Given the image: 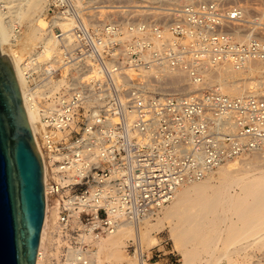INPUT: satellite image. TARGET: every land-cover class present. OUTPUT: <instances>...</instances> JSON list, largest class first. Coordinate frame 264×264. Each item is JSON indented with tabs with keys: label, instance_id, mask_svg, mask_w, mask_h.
Here are the masks:
<instances>
[{
	"label": "built area",
	"instance_id": "obj_1",
	"mask_svg": "<svg viewBox=\"0 0 264 264\" xmlns=\"http://www.w3.org/2000/svg\"><path fill=\"white\" fill-rule=\"evenodd\" d=\"M249 2H192L164 22L86 23L74 0L48 1L46 15L73 26L56 28L58 55L40 45L22 63L28 103L40 96L32 130L45 169V219L55 216L38 261L100 264L101 240L158 215L179 189L227 162L264 152V79L238 98L206 85L207 68L264 63V38L237 39ZM61 80L69 87L50 108L48 86ZM128 249L138 254L135 242Z\"/></svg>",
	"mask_w": 264,
	"mask_h": 264
},
{
	"label": "bare ground",
	"instance_id": "obj_2",
	"mask_svg": "<svg viewBox=\"0 0 264 264\" xmlns=\"http://www.w3.org/2000/svg\"><path fill=\"white\" fill-rule=\"evenodd\" d=\"M47 1L48 0H3L4 7L8 10L6 12L3 11V6L0 1V44L2 47L3 55H8L7 50L9 49V47L7 49L6 46H10L13 40L15 42L20 41V43L21 41H23V49L26 51L24 55H26L28 51H34L35 47H38L39 44L44 45L48 48V57H52L60 53L61 48L56 39L55 30L56 28L60 27L65 33L69 32L72 29L73 22L62 21L60 19L47 21L45 17L43 18V11L45 10ZM100 1L101 4L103 0ZM104 1L107 2L108 0ZM154 1L155 0H153V2ZM80 2L81 1H79L77 4H79ZM156 4L160 5L161 1L156 2ZM174 6L176 7L177 5ZM77 8H79V6H77ZM178 9L179 8H172L171 10H173L174 12L166 15L168 17L176 15L175 11H177ZM37 12L40 13L38 14ZM128 12L132 13V11ZM88 14H90V18L101 19V17L107 16L108 12L106 10H99L97 12L95 11V13L89 11ZM80 17L82 18L81 14ZM24 21L28 24L26 38H24V36H21L20 33L16 35L14 32L15 24H22V22L24 23ZM255 29L257 28L255 27ZM236 33L237 39L239 41H246L250 35H253L252 32L248 35H244L243 28L238 29ZM24 58L13 54L11 58L12 60H10L13 65L18 83L20 85L22 96L25 99L24 105L27 111L28 120L32 129L34 130V132H36L37 129H39L38 124L40 121V110L36 107V102H38L40 96L32 94V96L35 98V102L31 104L28 103V96L30 94L26 89L27 87L26 82L23 78L24 73L22 69ZM263 79L264 63L251 64L247 70L242 72L235 71L229 65H222L216 68L206 69V85H217L224 94L235 98L242 97L250 92H253V89L256 87V85L260 84ZM184 81L186 80L184 79ZM68 87L69 82H67L66 80H61L58 83L50 84L48 86V90L50 92L51 99L47 101V106L50 108L54 107L55 101L52 99V96L58 94V92L62 88H65V91L63 93H66ZM174 87H179V83L175 82ZM229 162H227V164ZM261 162L262 164L264 163V153L252 155V157L241 158L239 160L237 159V161L232 162L227 166L225 164L220 167V171L218 170L219 173L217 172L219 175L218 179H213L212 177L214 176H211L210 178L209 175L203 181L183 186L176 192L171 201V206L166 214L167 220L176 215L177 211L182 206H189L192 205L193 202H198L200 204V210H197V214L200 215V219L197 224L198 226L202 225L203 230H206L211 223L216 222L223 223V227L220 228L221 231L218 233H224L225 231L234 234L241 229H245L244 231L253 232L260 227H264V171L263 169H261L258 172L257 167H255L257 170L255 172L257 173L253 174L251 173V171H247V169H249L251 166H256V164H259ZM260 167L264 166H259V168ZM217 180L218 182L222 181V183L225 184L228 180H230L232 181V185L227 189L225 188V185L223 187L224 189L221 187L217 188L216 186H214V181L216 183ZM47 222L48 216L45 219V224L43 227L41 248L44 247ZM183 222H187V218ZM239 222L243 223L242 227L238 226ZM140 225L137 226L138 229L132 225H124L117 232L108 236V239L105 240L104 238V241L101 240L97 244L95 261L100 264L102 263L100 259V255L102 253L107 254L108 260L112 259V257L120 253V250L122 251V249L125 248L126 241L137 240L142 244L145 240H147V237L141 234ZM196 235L197 234H194V236L191 238L193 239L194 237H196ZM231 237L232 239H234L236 237V233L235 237H233L232 235L230 236V239ZM192 239L189 240L191 241ZM155 241L157 242L156 239ZM148 243H151L152 246L155 245L154 241H148ZM118 255L117 258L119 259V257L121 256L118 257ZM98 259H100V262L98 261ZM130 263L139 264V261L137 259H134L130 261ZM37 264H41V261L39 260Z\"/></svg>",
	"mask_w": 264,
	"mask_h": 264
},
{
	"label": "rangeland",
	"instance_id": "obj_3",
	"mask_svg": "<svg viewBox=\"0 0 264 264\" xmlns=\"http://www.w3.org/2000/svg\"><path fill=\"white\" fill-rule=\"evenodd\" d=\"M0 1L2 4L3 0ZM48 1L45 5V10L43 11L44 15L42 14V17H45L47 21H53L50 16L46 15V7L48 5ZM74 1H76V5L79 6L78 10L85 22L99 23L101 21L121 20L126 22L138 19L157 20L160 22L170 21V19H172V16H169V18L167 15L174 12L173 10H171L172 8H180L183 5L192 2L212 0H155V3L153 2V0H108V3L103 0L101 4L100 0ZM79 1L81 2L77 4ZM159 1H161V4H156V2ZM174 5L177 6L175 7ZM99 10H106L108 12V15L105 17H101V19L96 18L97 20L94 18H90V14H88L89 11L95 13V11L97 12ZM248 10V17L246 19L247 22L245 23V27L243 28L244 35H248L252 32L255 37L264 38V0H250ZM128 11H132V13ZM37 13L39 14L40 12ZM252 22H258V24H254ZM18 25L21 27L20 35L26 38L28 24L24 21V23L22 22V24L19 23ZM255 27L257 29H255ZM252 30L255 32H253ZM22 43L23 41H21L20 43V41L15 42L13 40L10 45L11 48L10 46L5 45L7 49L9 47V49L7 50V54L9 56H7L10 59L12 58L13 54L24 58L25 56H28V54L33 53L40 46L39 44L38 47H35L34 51L32 50L33 52L28 51L29 53L27 52V54L24 55L26 51L23 49L24 44ZM263 153L264 152L248 153L240 156L239 158L231 160V162H229L228 164L237 161V159L239 160L241 158L252 157V155ZM228 164L226 163V166ZM259 164H256V166H249L250 168L247 169V171H251V173L253 174L257 173L255 172L257 170L258 172L261 169H263L264 171V167L259 168V166H264V163L262 164L261 162ZM253 167H257V170ZM218 170H216L214 174L212 173V175H210V178L211 176H214L212 177L213 179H218V173L220 171ZM224 185L227 189L231 187L232 181L228 180L226 184L222 183V181L218 182L217 180L216 183L214 181V186H216L217 188H223ZM197 203L198 202H193L192 205H189L190 207L182 206L177 211L176 215L167 220L166 214L171 206L170 202V204L165 206L158 215L146 220V222L140 225V232L145 237H147V240H145L142 244L137 240L126 241L125 248L122 249V251H119V255L117 254L118 257L121 256L119 257V259L116 255L112 257V259L108 260L107 254L102 253L100 255L101 262H108L109 264H131L130 261L137 259L139 261V264H264V227H260L253 232H248L244 231L245 229H241L235 232L236 237L235 233L233 234L225 231L224 233H218L221 231L220 228L223 227L222 222L211 223L207 228L208 231L207 229L203 230V226H198L197 224L200 219V215L197 214V212L200 210V204ZM186 218L187 222H183L186 220ZM54 219V215H52L51 217L49 216L47 227L51 221H54ZM238 226L242 227L243 223L239 222ZM135 228L138 229V227ZM194 234L197 235L193 238V240L191 237H193ZM232 235L235 238L232 239L231 237V241L230 236ZM108 238L109 237H106L105 240ZM155 239L157 240V242L155 241ZM189 239L192 240L190 241ZM148 241H154V243H156L154 246H152L151 243H148ZM131 242H135L139 247L137 255H134V252L128 249V246L131 244ZM208 244L210 247L208 246ZM158 249L161 250L162 253L160 255L158 254L157 257H154L149 261L148 259L151 258L152 255H155ZM151 250H153L152 254ZM144 256L146 260L144 259ZM100 259H98L99 262ZM41 264L44 263L41 262Z\"/></svg>",
	"mask_w": 264,
	"mask_h": 264
},
{
	"label": "water",
	"instance_id": "obj_4",
	"mask_svg": "<svg viewBox=\"0 0 264 264\" xmlns=\"http://www.w3.org/2000/svg\"><path fill=\"white\" fill-rule=\"evenodd\" d=\"M46 205L43 159L0 44V264H37Z\"/></svg>",
	"mask_w": 264,
	"mask_h": 264
}]
</instances>
